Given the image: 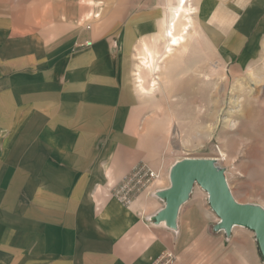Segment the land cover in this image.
Masks as SVG:
<instances>
[{
	"label": "crops",
	"instance_id": "0c3cea01",
	"mask_svg": "<svg viewBox=\"0 0 264 264\" xmlns=\"http://www.w3.org/2000/svg\"><path fill=\"white\" fill-rule=\"evenodd\" d=\"M131 5L0 0V264H154L166 254L168 264H264L246 227L212 228L218 217L200 196L172 225L153 219L171 165L129 204L114 195L151 155V114L127 54L150 46L169 14L150 36L127 19ZM201 22L234 60L264 31V0H206Z\"/></svg>",
	"mask_w": 264,
	"mask_h": 264
},
{
	"label": "rangeland",
	"instance_id": "374dc122",
	"mask_svg": "<svg viewBox=\"0 0 264 264\" xmlns=\"http://www.w3.org/2000/svg\"><path fill=\"white\" fill-rule=\"evenodd\" d=\"M189 1V34L169 58L161 60L154 90H150L151 74L142 63L143 57L140 58L144 56L143 47L138 49L136 45L127 54L129 73L133 69L129 78H133L136 91L151 114V155L142 157L134 166L146 163L160 175L161 165L173 166L184 157L212 158L237 201L264 208V31L250 38L241 57L228 61L216 52L214 36L202 25L201 8L206 0ZM130 2L133 5L128 8L127 19L137 17L143 34L150 36L159 29L160 19L169 13L155 41L149 44L164 51L163 35L176 0L171 5L170 0ZM95 11L101 17L100 7ZM136 70L141 75L142 88L136 86ZM193 196H200L199 200L211 209L207 192L198 184H194L188 198ZM218 220L212 228L231 234L233 227L229 232L215 229ZM242 230L244 235L253 237L259 248L254 232Z\"/></svg>",
	"mask_w": 264,
	"mask_h": 264
},
{
	"label": "water",
	"instance_id": "95a60500",
	"mask_svg": "<svg viewBox=\"0 0 264 264\" xmlns=\"http://www.w3.org/2000/svg\"><path fill=\"white\" fill-rule=\"evenodd\" d=\"M170 186L158 191L165 207L153 219L174 224L179 206L188 198L194 184L207 192L211 209L218 217L215 229L229 232L235 225L252 230L264 259V208L237 201L231 193L224 173L212 158L184 157L170 170Z\"/></svg>",
	"mask_w": 264,
	"mask_h": 264
},
{
	"label": "bare ground",
	"instance_id": "6f19581e",
	"mask_svg": "<svg viewBox=\"0 0 264 264\" xmlns=\"http://www.w3.org/2000/svg\"><path fill=\"white\" fill-rule=\"evenodd\" d=\"M190 14H191V3H190V1L189 0H176V4L173 7V9L169 15L170 18L168 21V27L164 31V35H163L164 39H165L164 51L159 52L158 50L155 49V47H151V46H148L147 44L143 43L142 47H143V51H144V56H141L140 58L143 57L142 63H143L145 68L146 67L148 68V71L151 74V80H150V84H149L151 91L154 90V88L157 84V79H156L157 76H155V75H157L158 71L160 72L161 60L163 59V61H164L167 58H169L172 55V51L174 50V48L176 46H180L181 44H183L185 42L186 36H188V34H189V28H190L189 26L191 24ZM178 27H179V31L176 32ZM138 62H139V60H138ZM135 74H136L135 81L137 82L136 86H138L139 88H142L141 75L139 72H137V70L135 71ZM141 92H142V89H141ZM143 93H144V91H143Z\"/></svg>",
	"mask_w": 264,
	"mask_h": 264
},
{
	"label": "built area",
	"instance_id": "2783aa9c",
	"mask_svg": "<svg viewBox=\"0 0 264 264\" xmlns=\"http://www.w3.org/2000/svg\"><path fill=\"white\" fill-rule=\"evenodd\" d=\"M158 176L157 170H154L146 163H139L115 187L114 195L120 202L127 205L132 201L136 193L138 194L143 188H146ZM171 258V254L163 255L154 264H168Z\"/></svg>",
	"mask_w": 264,
	"mask_h": 264
}]
</instances>
